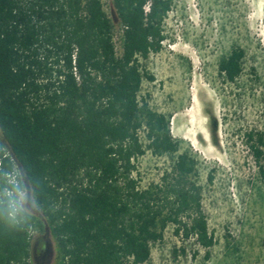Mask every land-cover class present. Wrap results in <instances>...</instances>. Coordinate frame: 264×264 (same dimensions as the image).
I'll use <instances>...</instances> for the list:
<instances>
[{"label":"trees","instance_id":"obj_1","mask_svg":"<svg viewBox=\"0 0 264 264\" xmlns=\"http://www.w3.org/2000/svg\"><path fill=\"white\" fill-rule=\"evenodd\" d=\"M174 1L112 0L118 53L102 0H0V264H32L33 231L49 233L55 264H148L169 225L208 258L215 239L197 161L140 96L154 80L143 62L162 49ZM244 59L232 48L218 74L235 82ZM245 144L264 180V133H246ZM146 151L171 165L141 187ZM20 191L42 220L21 207Z\"/></svg>","mask_w":264,"mask_h":264},{"label":"rangeland","instance_id":"obj_2","mask_svg":"<svg viewBox=\"0 0 264 264\" xmlns=\"http://www.w3.org/2000/svg\"><path fill=\"white\" fill-rule=\"evenodd\" d=\"M102 2L119 53V20L112 0ZM164 34L162 49L143 62L154 80H143L140 96L169 117L179 152L196 159V183L215 244L206 258L203 248L176 237L169 225L151 246L148 264H264V180L245 144L246 133H264V0H175ZM234 47L245 51L243 71L228 83L218 63ZM170 165V157L146 151L136 163L141 187L158 183ZM20 204L43 219L28 193ZM227 241L236 250H228ZM30 253L32 264H55L48 232H32Z\"/></svg>","mask_w":264,"mask_h":264},{"label":"built area","instance_id":"obj_3","mask_svg":"<svg viewBox=\"0 0 264 264\" xmlns=\"http://www.w3.org/2000/svg\"><path fill=\"white\" fill-rule=\"evenodd\" d=\"M5 156V154L3 155ZM0 166H1V157H0ZM18 175V173L16 171H13L11 174H9V182L12 184H17V179L16 176ZM25 194V191H20L18 193L19 195V200L21 201V197Z\"/></svg>","mask_w":264,"mask_h":264},{"label":"bare ground","instance_id":"obj_4","mask_svg":"<svg viewBox=\"0 0 264 264\" xmlns=\"http://www.w3.org/2000/svg\"><path fill=\"white\" fill-rule=\"evenodd\" d=\"M196 102V101H195Z\"/></svg>","mask_w":264,"mask_h":264}]
</instances>
